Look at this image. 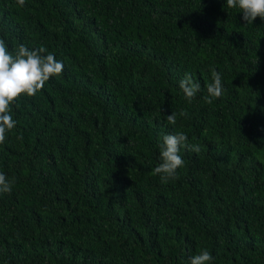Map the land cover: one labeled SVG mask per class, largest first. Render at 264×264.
<instances>
[{"label": "trees", "instance_id": "1", "mask_svg": "<svg viewBox=\"0 0 264 264\" xmlns=\"http://www.w3.org/2000/svg\"><path fill=\"white\" fill-rule=\"evenodd\" d=\"M0 39L64 65L0 144V264H264V20L224 0H0ZM175 131L200 151L162 183Z\"/></svg>", "mask_w": 264, "mask_h": 264}, {"label": "clouds", "instance_id": "2", "mask_svg": "<svg viewBox=\"0 0 264 264\" xmlns=\"http://www.w3.org/2000/svg\"><path fill=\"white\" fill-rule=\"evenodd\" d=\"M21 6L25 0H17ZM224 4L242 14L246 25H254L259 17L264 20V0H224ZM45 49H29L20 45L13 53L9 50L5 40L0 39V144L6 141V134L16 127L12 115V107L22 96H35L44 88L46 82L58 77L64 70L62 61L56 59L54 54L45 53ZM179 88L185 99L191 103L201 89L190 75H186L179 82ZM222 74L212 69V83L207 85L208 95L205 101L209 104L223 94ZM177 115L184 117L187 113L181 110L178 114L167 115V123L175 125ZM189 148L199 153V144L188 143V136L183 131L173 134H164L160 144L159 164L154 174L159 176L162 183H168L177 177L178 171L184 166L181 150ZM12 191L11 179L0 171V195ZM189 264H214L213 255L207 250H201L191 257Z\"/></svg>", "mask_w": 264, "mask_h": 264}]
</instances>
